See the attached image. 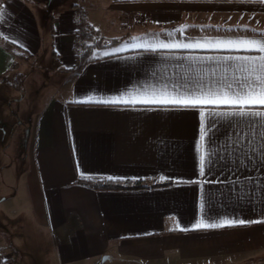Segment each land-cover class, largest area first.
<instances>
[{
    "label": "crops",
    "instance_id": "obj_1",
    "mask_svg": "<svg viewBox=\"0 0 264 264\" xmlns=\"http://www.w3.org/2000/svg\"><path fill=\"white\" fill-rule=\"evenodd\" d=\"M77 2L103 40L89 42L74 68L70 9ZM0 6V84L9 85L8 75L43 54L45 81L34 83L44 90L30 118L26 195L12 199L11 175L0 170L1 204L21 203L34 248L46 253L36 264H264V223L194 228L200 220L264 221V162L257 157L249 163L232 146L235 118H214L205 145L211 163L201 176L198 109L82 102L191 82L186 78L197 70L217 66L208 57L260 55L127 46L254 38L264 31V2L0 0ZM18 77L12 85L17 93L23 88ZM84 177L146 186L96 189L80 182ZM13 233L16 240L0 231V248L11 249L15 264H25L24 235Z\"/></svg>",
    "mask_w": 264,
    "mask_h": 264
},
{
    "label": "snow or ice",
    "instance_id": "obj_2",
    "mask_svg": "<svg viewBox=\"0 0 264 264\" xmlns=\"http://www.w3.org/2000/svg\"><path fill=\"white\" fill-rule=\"evenodd\" d=\"M264 2V0H261ZM3 6H0V17ZM186 27V26H182ZM179 31V30H178ZM255 31V30H253ZM169 37L173 34L169 33ZM138 39L136 37L133 38ZM127 47L160 49L212 48L236 51L258 52L260 55L208 57L216 63L215 68L197 70L191 82L163 84L137 88L119 97L88 101L104 104H143L171 106L174 109H198L200 111V137L197 143L199 153V174L205 176L206 166L211 163V153L205 150L209 129L215 126L214 118H235L232 146L239 149L244 158L252 163L257 157L264 162V31L254 38L206 41L205 43H134ZM117 48L115 51H122ZM217 109H227L218 111ZM243 162V161H242ZM89 179V177H84ZM107 179H113L108 177ZM165 177L161 176L160 180ZM212 182V181H208ZM264 223V221L224 220L221 223L198 221L195 229L219 228L225 225Z\"/></svg>",
    "mask_w": 264,
    "mask_h": 264
},
{
    "label": "rangeland",
    "instance_id": "obj_3",
    "mask_svg": "<svg viewBox=\"0 0 264 264\" xmlns=\"http://www.w3.org/2000/svg\"><path fill=\"white\" fill-rule=\"evenodd\" d=\"M42 57L43 54L32 57L28 64L20 66L16 72L8 75L6 80L9 85L6 83L0 84V170L3 167V170L8 171V174L11 175L8 179L10 183L8 194L12 199L22 198L26 195V188L23 187V183L27 180V170L32 162L30 139L32 125L30 118L37 108L38 95L44 90V87H35L34 85L38 80L45 81L43 80L45 74L43 71L40 73L39 69L44 65ZM49 61L51 65L54 64L55 66L53 60L50 59ZM17 72L24 74L23 77L20 78V75L18 77L23 86L19 93L12 86L15 83L14 79L17 78ZM29 191L34 196L32 186H30ZM1 197L2 195H0V201ZM15 201L12 200V203L8 204H1L0 202L2 208V210L0 208V231H9L14 240H16V237L13 232L16 233V236L17 234L24 235L19 243L23 263L36 264L39 259L45 261L43 257L46 253L34 248V245L37 244L32 239L33 229L25 217L26 212L22 213L21 203ZM23 215L24 220L21 218ZM6 248L3 246L0 248V255L2 253L6 255V252L11 253L9 260L12 264H15V256L11 249Z\"/></svg>",
    "mask_w": 264,
    "mask_h": 264
},
{
    "label": "built area",
    "instance_id": "obj_4",
    "mask_svg": "<svg viewBox=\"0 0 264 264\" xmlns=\"http://www.w3.org/2000/svg\"><path fill=\"white\" fill-rule=\"evenodd\" d=\"M72 28H71V37H72V49L71 54L73 57V67L77 68L81 65L82 59L87 51L89 45V36L90 29L85 22L86 9L80 3L77 2L70 9ZM3 253L0 255V264H12L11 253Z\"/></svg>",
    "mask_w": 264,
    "mask_h": 264
},
{
    "label": "trees",
    "instance_id": "obj_5",
    "mask_svg": "<svg viewBox=\"0 0 264 264\" xmlns=\"http://www.w3.org/2000/svg\"><path fill=\"white\" fill-rule=\"evenodd\" d=\"M103 38L98 35L96 31H93L90 29V36H89V42H92L93 44H100L102 42ZM118 40L110 41V42H117ZM16 65L14 62L13 66ZM19 75H17L18 77ZM80 182L96 188V189H125V188H140L145 187L146 185L142 184L141 181H127V182H121L117 180L112 179H105V180H87V179H80ZM162 184H167L162 183Z\"/></svg>",
    "mask_w": 264,
    "mask_h": 264
}]
</instances>
